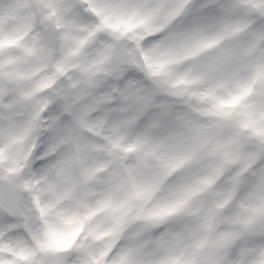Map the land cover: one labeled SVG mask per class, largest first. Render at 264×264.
Here are the masks:
<instances>
[{"label":"snow or ice","instance_id":"obj_1","mask_svg":"<svg viewBox=\"0 0 264 264\" xmlns=\"http://www.w3.org/2000/svg\"><path fill=\"white\" fill-rule=\"evenodd\" d=\"M0 264H264V0H0Z\"/></svg>","mask_w":264,"mask_h":264}]
</instances>
